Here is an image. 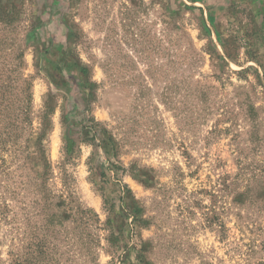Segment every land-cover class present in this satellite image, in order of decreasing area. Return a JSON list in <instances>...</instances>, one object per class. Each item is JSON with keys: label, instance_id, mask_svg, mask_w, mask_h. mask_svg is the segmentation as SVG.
Returning <instances> with one entry per match:
<instances>
[{"label": "rangeland", "instance_id": "1", "mask_svg": "<svg viewBox=\"0 0 264 264\" xmlns=\"http://www.w3.org/2000/svg\"><path fill=\"white\" fill-rule=\"evenodd\" d=\"M0 264H264V0H0Z\"/></svg>", "mask_w": 264, "mask_h": 264}]
</instances>
